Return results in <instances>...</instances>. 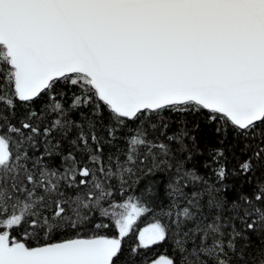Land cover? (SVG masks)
I'll return each mask as SVG.
<instances>
[{
	"label": "snow or ice",
	"instance_id": "6c2138e0",
	"mask_svg": "<svg viewBox=\"0 0 264 264\" xmlns=\"http://www.w3.org/2000/svg\"><path fill=\"white\" fill-rule=\"evenodd\" d=\"M76 112L86 125L67 118ZM189 122L219 137L206 155L191 137L208 180L180 174L174 151L194 158ZM172 123L182 127L167 135ZM73 130L59 164L40 152L41 135ZM149 162L178 174L167 223L140 229L126 254L155 200L149 188L116 202L114 183L123 197ZM90 227L115 231L82 235ZM164 242L173 257L140 255ZM234 261L264 264V0H0V264Z\"/></svg>",
	"mask_w": 264,
	"mask_h": 264
},
{
	"label": "trees",
	"instance_id": "16d2710c",
	"mask_svg": "<svg viewBox=\"0 0 264 264\" xmlns=\"http://www.w3.org/2000/svg\"><path fill=\"white\" fill-rule=\"evenodd\" d=\"M69 93V97H70ZM58 99H61L60 97H57ZM47 98L45 97L44 100ZM43 100L37 102V106L43 105ZM62 102H65V105L67 106L68 103H71V100L69 98H64ZM68 119H73L78 122H83L85 125L87 124V121L84 120L78 112L76 113H70L67 117ZM191 118H189L190 120ZM159 123V121H157ZM47 126V124L45 125ZM182 127L181 123H172L167 130V135H172L174 133H178ZM187 130L189 132V136L186 138L185 142L189 146V148H192V140L191 137L195 136L197 145L199 147L200 151L205 152V155L207 153V149L217 145L219 143V137H217L215 131L213 128L208 127L206 124H201V127L199 130H193V124L191 122L187 125ZM125 133L129 131H135V125L132 126L131 129H125ZM149 132L151 134V129H149ZM97 135H105L103 129L99 128L97 129ZM76 136V130L71 131L67 137H57L55 134L48 137L47 139L50 141V143L45 144L44 140L45 137L42 135L38 138L40 141V152H43L45 148H48L53 152L52 160L55 161L56 164H59L60 155L66 154L69 151H75V149L72 147L71 141ZM157 140H163L167 142L166 136L162 137L159 135V133L156 134L155 137ZM60 140L59 148L57 149V140ZM118 147L123 148V141L121 140ZM175 149V146H173ZM194 153V158L192 161H187V155L188 152L185 151L183 153L175 152L174 155L177 157V159L184 161V168L181 170V175L183 174L184 170H192L193 167H195V170L197 171V174L204 177L205 180L210 179L209 176V170L205 169L201 166L202 161L205 159V156H200L196 153V150L192 148ZM59 152L60 155H57L56 153ZM76 155L78 158H80L81 154L79 152H76ZM151 162L145 164V165H138L133 169L134 174L127 176V183L124 185L125 189L127 191L123 194V197H121V191L119 187V183H114V189H115V201L116 202H122V199H127L130 196H139L142 192H144L146 189L151 190V194L153 199L155 200V204L153 205V211L144 214L141 216L135 226L134 229L129 237H127L123 242V248L125 250V253L127 254L128 251L131 249L132 246H134L137 243L136 237L138 235L139 230L142 227L148 226L151 223L156 222L157 220H163L164 223H167V218H164L161 216V209H167V207L171 203V197L169 196V184L175 183L177 179V171L175 166L169 171V170H153L152 172H149V168H151ZM232 167V164H229V168ZM214 179V178H212ZM183 182H187L186 180ZM203 186L202 184H196L192 185L189 184V187L185 189L186 192L190 193L194 189H201ZM245 191H248L247 187H245ZM233 194H230L229 199L232 198ZM97 219L96 222L100 223H111L110 217H99L98 213L96 214ZM114 228L109 229H101L96 230L94 227L83 229L82 235H93V234H99V235H113L114 234ZM32 243H35V241H32ZM249 251H254V249H249ZM140 255L146 256L149 261L155 260L159 258L160 256H165L168 258H171L174 256V252L172 249V245L169 242H164L158 245H154L150 247L147 250H140ZM245 259L247 260V252L245 253ZM234 264H237V262L234 261ZM239 264H243V262H239ZM250 264V262H249Z\"/></svg>",
	"mask_w": 264,
	"mask_h": 264
},
{
	"label": "rangeland",
	"instance_id": "374dc122",
	"mask_svg": "<svg viewBox=\"0 0 264 264\" xmlns=\"http://www.w3.org/2000/svg\"><path fill=\"white\" fill-rule=\"evenodd\" d=\"M145 227H147V226H145ZM142 228H144V227H142ZM142 228H141V229H142Z\"/></svg>",
	"mask_w": 264,
	"mask_h": 264
},
{
	"label": "water",
	"instance_id": "95a60500",
	"mask_svg": "<svg viewBox=\"0 0 264 264\" xmlns=\"http://www.w3.org/2000/svg\"><path fill=\"white\" fill-rule=\"evenodd\" d=\"M166 258H168V257H166ZM158 259V258H157Z\"/></svg>",
	"mask_w": 264,
	"mask_h": 264
}]
</instances>
